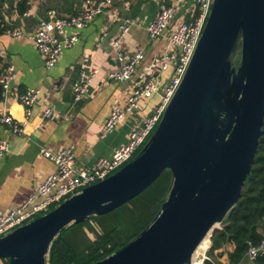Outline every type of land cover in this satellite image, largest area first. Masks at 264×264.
Listing matches in <instances>:
<instances>
[{"label":"water","instance_id":"95a60500","mask_svg":"<svg viewBox=\"0 0 264 264\" xmlns=\"http://www.w3.org/2000/svg\"><path fill=\"white\" fill-rule=\"evenodd\" d=\"M263 120L264 0H213L184 74L140 152L0 236V260L48 264L63 228L119 207L169 170L168 193L153 219L90 264H192L240 197Z\"/></svg>","mask_w":264,"mask_h":264},{"label":"crops","instance_id":"0c3cea01","mask_svg":"<svg viewBox=\"0 0 264 264\" xmlns=\"http://www.w3.org/2000/svg\"><path fill=\"white\" fill-rule=\"evenodd\" d=\"M85 1L30 0V9L24 14L16 0H0V68L11 64L16 72L7 93L1 94L0 107L7 108L15 119L24 122L23 133H14L9 125L0 123V138L9 143V151L0 158V214L25 202L38 183L54 170V163L40 152L42 148L57 151L72 146L77 164L90 168L97 158L109 157L116 147L127 141L131 126L150 114L159 103L164 85L174 70L173 62L166 69H161L159 63V56L166 48V36L149 39L146 24L161 5L176 8L171 28L181 21L191 22L196 11L195 0H112L105 13L83 27L66 29L67 35H77V41L63 47L56 65L48 69L27 35L36 30L39 19L79 14ZM124 19H134L139 25L129 27L123 46L129 52L142 48L144 59L130 80L115 81L109 79L108 73L118 69L120 61L111 42ZM15 30L24 34L17 37L7 32ZM81 69L97 72L86 96L74 101L72 84ZM148 74L157 78L159 90L144 98L138 111L127 114L113 130H106L104 122L112 107L124 104L131 87L142 75ZM29 88L40 92L30 115L25 118L21 95ZM46 107L51 109L52 115L41 119ZM223 248L231 251L234 245L228 243ZM218 252L219 259L225 262L226 252L222 248Z\"/></svg>","mask_w":264,"mask_h":264},{"label":"built area","instance_id":"2783aa9c","mask_svg":"<svg viewBox=\"0 0 264 264\" xmlns=\"http://www.w3.org/2000/svg\"><path fill=\"white\" fill-rule=\"evenodd\" d=\"M18 1L16 0V2ZM212 1L195 0L196 11L194 19L191 22L181 21L173 28H171V24L175 19V6L161 5L159 7L154 18L146 24L145 29L149 39H156L163 35L167 38L166 48L159 56L161 69H166L171 62L174 63L173 74L164 85L159 103L154 106L150 114L131 126L126 142L116 147L109 157L97 158L90 168L80 167L77 164L72 146L62 147L57 151H49L42 148L40 152L54 163L55 168L38 183L34 192L28 196L25 202L0 214V236L30 221L39 214L47 212L51 207L79 192L83 187L114 173L141 150L157 126L167 102L184 74L209 14ZM111 3L112 0H86L83 10L75 16L39 19L36 30L27 36L33 40L36 48L43 56L44 65L48 69L53 68L59 60L63 47L71 46L77 41L78 37L76 34H66L68 27H83L97 15L105 13ZM29 9L30 7L27 11ZM50 13L52 12L49 11ZM132 25H139V23L134 19H124L120 24L118 33L112 39L111 46L120 61V67L109 71V79L115 81L130 80L138 65L144 59V50L142 48L129 52L123 46L125 33ZM167 30L169 32L165 33ZM55 31L62 36L61 40L55 35ZM7 32L17 37L24 34L20 30ZM178 46H181V49H178ZM96 72V69L89 71L81 69L78 72V76L72 84L74 101L81 100L86 96ZM15 77L16 72L13 65L10 64L1 68L0 87L2 95L7 93ZM158 90L159 84L154 74L142 75L140 80L131 87L125 103L112 107L105 119L104 128L108 131L113 130L127 114L138 111L144 98L151 96ZM39 92L38 89L29 88L21 95L25 118L30 115L31 106L36 101ZM51 115V109L46 107L41 114V119H46ZM0 123L9 125L14 133H23L24 131V122L15 119L4 107H0ZM8 151V141L0 138V158ZM207 242L208 245L203 250V255L196 256L192 264H204V261L208 259L207 251L211 245L209 240ZM222 250L224 251V248ZM260 253H264V238L259 245L249 246L244 260L237 264H249Z\"/></svg>","mask_w":264,"mask_h":264},{"label":"trees","instance_id":"16d2710c","mask_svg":"<svg viewBox=\"0 0 264 264\" xmlns=\"http://www.w3.org/2000/svg\"><path fill=\"white\" fill-rule=\"evenodd\" d=\"M16 5L24 13L30 6V0H19ZM1 94L0 87V98ZM170 181L171 173L165 170L128 202L63 228L50 245L48 264H90L113 253L136 236L157 214L168 193ZM260 227L264 228V120L250 174L238 201L223 219L221 227L212 233L208 259L204 264L242 262L249 246L259 245L264 238ZM228 243H232L234 248L227 252L222 250L227 255L223 262L219 259L218 249ZM0 264H7V260H0ZM249 264H264V253L258 254Z\"/></svg>","mask_w":264,"mask_h":264},{"label":"bare ground","instance_id":"6f19581e","mask_svg":"<svg viewBox=\"0 0 264 264\" xmlns=\"http://www.w3.org/2000/svg\"><path fill=\"white\" fill-rule=\"evenodd\" d=\"M207 240L208 239L203 240L202 243L200 244V246L197 248V250H196L197 256L203 255V250L206 249V246L208 245ZM196 254H195V256H196ZM195 256L193 257V261L195 259Z\"/></svg>","mask_w":264,"mask_h":264},{"label":"rangeland","instance_id":"374dc122","mask_svg":"<svg viewBox=\"0 0 264 264\" xmlns=\"http://www.w3.org/2000/svg\"><path fill=\"white\" fill-rule=\"evenodd\" d=\"M156 94H157V93H156ZM154 95H155V94H154ZM39 215H41V214H39ZM39 215H38V216H39ZM260 231H261L262 234H264V228L260 227ZM195 254H196V252H195ZM195 254L193 255V257L195 256ZM196 256H197V254H196ZM196 256H195V257H196ZM194 260H195V259H194Z\"/></svg>","mask_w":264,"mask_h":264}]
</instances>
